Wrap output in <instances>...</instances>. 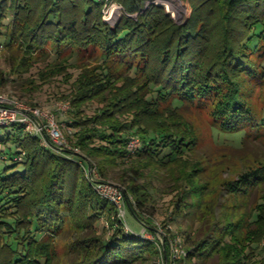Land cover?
I'll use <instances>...</instances> for the list:
<instances>
[{"label":"trees","instance_id":"16d2710c","mask_svg":"<svg viewBox=\"0 0 264 264\" xmlns=\"http://www.w3.org/2000/svg\"><path fill=\"white\" fill-rule=\"evenodd\" d=\"M116 1L126 12L112 25L100 0H0V38L6 48L23 54L13 60L17 73L52 52L96 58L102 67L82 71L72 104L77 110L92 100L104 106L96 116L71 123L81 129L74 147L86 157L45 147L21 126L0 140L18 147L5 172L24 168L0 176V264L57 263V247L69 227L71 264H156L154 241L132 229L127 233L115 207L95 190L107 176L106 163L135 155L161 166L188 159L198 136L182 106L208 111L220 134L264 140V109L260 115L252 103L264 86V0H180L179 25L162 6H147L148 0ZM60 63L52 71L63 70ZM118 66L133 72L131 81L139 83L121 82L112 72ZM6 81L0 72V90ZM125 116L129 122L121 121ZM133 138L141 142L134 156L128 150ZM88 158L98 160L93 177L85 172L92 168ZM197 172L202 169L195 162L181 179L186 185L174 203L177 215L204 206L208 185ZM220 186V197L226 192L234 204L218 203L206 235L185 238L187 257L181 264H264V164ZM126 191L134 199L128 210L146 226L139 211L147 209L150 193L133 182ZM255 193L258 200L249 204ZM218 207L230 211L224 209L222 216ZM104 216L114 231L108 239L98 232Z\"/></svg>","mask_w":264,"mask_h":264},{"label":"rangeland","instance_id":"374dc122","mask_svg":"<svg viewBox=\"0 0 264 264\" xmlns=\"http://www.w3.org/2000/svg\"><path fill=\"white\" fill-rule=\"evenodd\" d=\"M113 1L122 7V10L119 9L112 14V17L117 19L118 22L126 11L120 2ZM154 2L152 4L162 6L176 24L179 25L183 22L184 8L180 0H154ZM9 21L10 19L6 23L8 24ZM4 42V37L0 38V44L4 46ZM70 53H67L64 56L65 58H62L57 53L52 52L49 56H43L29 62L30 67L28 69L23 70L22 68L17 73L18 61L13 66V60L22 58L23 54L16 49L11 50L5 46L1 47L0 72L3 73L7 81L4 88L0 91L16 95L27 105L52 113L63 131L68 147L75 148L73 143H75L77 134L81 129L76 126L72 127L73 121H76L80 117L92 118L100 113V110L104 107L97 100H92L77 110L72 104V96L76 90V80L82 71L84 72V69H87L88 72H94L95 70L99 71L102 66L96 58H83L81 56L78 57V55L69 57ZM64 59L66 60L64 61ZM62 61L64 62L60 63ZM57 63L62 64L65 68L58 72L52 71V67ZM112 72L122 77L120 79L121 82L127 81V83L136 85L139 83L137 79L131 81V77H134V74L129 69L118 66ZM261 88L260 93L255 94L252 102L260 115L264 109V86ZM68 104L70 105L69 110L66 109L64 112L59 110L60 107ZM164 107L165 105L162 106V109ZM77 111L78 115L76 114ZM181 113L189 120V123H192L198 136L196 151L192 152L187 157L188 159H183L184 162L188 163H184L182 160L169 166H161L157 163L150 164L148 160L141 161L136 157L135 151L133 152V156L135 155V157H131L126 161L115 160L112 163H106L104 173L107 176L105 178L102 177L104 182L116 186L119 193L122 190L123 209L126 211V224L132 229L133 233L139 235L144 233L146 238L148 237L147 239L156 243L154 245L157 251L155 257L156 264H159L160 260V251L157 248V244L163 242L165 249H168L169 242L178 238H181V241H185L188 235H192L194 239L198 240L206 235L208 229L214 224L213 214L210 211H213L218 203L220 205L233 206L234 200L230 199L229 201L228 197L225 196L226 192L223 195L224 198L220 197L222 192L220 185L224 180L233 179L237 176V173L243 170L260 166L262 163L264 164V140L254 139L246 134L234 136L220 134L214 129L215 122L211 120L208 111L196 105L182 106ZM130 119L129 116H125L121 121L129 122ZM20 131L21 128L19 126L0 128V140L4 139L7 134H15ZM138 140L140 141L139 138ZM98 143L95 145H98ZM16 151H18V147L11 142L0 144L1 177L9 176L15 172H23L24 168L22 166L5 172L7 167L13 165L14 162L10 156ZM77 154L86 157V153L81 149H79ZM3 157L5 160H1ZM89 161L92 163L93 170L99 168L98 160L91 158ZM195 162H198L199 168L202 169V172H197L200 179L198 180L202 184L208 185V190L205 191L207 193L205 195L204 206L201 211L194 208L189 215H177L174 212V203L186 185L181 179L184 178L187 172L191 171V167ZM131 182L139 185L151 195L147 209L143 212L139 211L140 216L144 218L143 221L146 226H143L134 214L128 210L130 205L134 206L133 197L126 196V187ZM257 198L258 194L255 193L249 200V204L255 203L258 200ZM235 203H238V201H235ZM224 209L229 210L227 207H224ZM224 209L223 207H218V214L223 216L225 214ZM116 211L118 213L117 208ZM105 217L104 219H106ZM104 219L102 218L97 224L98 232L101 236L108 239L112 237L114 231L112 228L109 229L110 227L106 228V221ZM70 231L69 227V233H66L63 240L59 241L60 243L57 247L58 262L55 264H71L72 258L73 260L75 259L73 254H66V244H69L66 239L71 236L73 238V231ZM260 247L264 249V241H262Z\"/></svg>","mask_w":264,"mask_h":264},{"label":"built area","instance_id":"2783aa9c","mask_svg":"<svg viewBox=\"0 0 264 264\" xmlns=\"http://www.w3.org/2000/svg\"><path fill=\"white\" fill-rule=\"evenodd\" d=\"M100 1H103V14L106 20L108 23L111 22L110 24L114 25L117 19L113 18L112 14L119 9L122 10V7L113 0ZM152 3H155L154 0L147 1V6ZM66 109H70L69 104L59 108L61 112H64ZM16 126H21L28 136L37 137L45 147H53L61 153H67L68 151L74 153L79 152L77 148L68 147L63 131L52 113L45 112L37 107L29 106L16 95L6 94L0 91V128ZM140 146V141L133 138L128 145V150L133 153L137 151ZM1 160H5V158L3 157ZM93 171V168L85 170L89 177H91L92 174L94 175L95 172ZM94 187L101 197L106 198L115 209L117 208V218L125 224L126 232L130 233L131 229L126 224L125 219L126 211L123 209L122 190L119 193L116 186L102 180L96 182ZM104 220L106 221V228H108L110 225L108 223L109 221L106 219ZM154 244L156 243L154 242ZM159 244H157V248L160 251L159 264H181L187 257V246L185 241H181V238L169 242L168 253L164 247V243L162 242Z\"/></svg>","mask_w":264,"mask_h":264}]
</instances>
